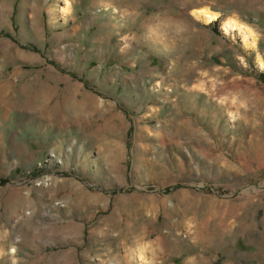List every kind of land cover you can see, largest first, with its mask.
Returning a JSON list of instances; mask_svg holds the SVG:
<instances>
[{"label":"rangeland","instance_id":"rangeland-1","mask_svg":"<svg viewBox=\"0 0 264 264\" xmlns=\"http://www.w3.org/2000/svg\"><path fill=\"white\" fill-rule=\"evenodd\" d=\"M262 73L264 0H0V264H264Z\"/></svg>","mask_w":264,"mask_h":264},{"label":"bare ground","instance_id":"bare-ground-1","mask_svg":"<svg viewBox=\"0 0 264 264\" xmlns=\"http://www.w3.org/2000/svg\"><path fill=\"white\" fill-rule=\"evenodd\" d=\"M194 14L197 17L202 18L206 22H211L217 19L219 16L218 12L211 10L209 7H201L199 9H196L194 10ZM223 26L227 31H232V30L239 31L242 34L244 40L249 45H253L256 43V36L253 30L249 26L237 20L236 18L233 17L227 18L223 22ZM44 182L46 185L51 184L49 180Z\"/></svg>","mask_w":264,"mask_h":264},{"label":"trees","instance_id":"trees-1","mask_svg":"<svg viewBox=\"0 0 264 264\" xmlns=\"http://www.w3.org/2000/svg\"><path fill=\"white\" fill-rule=\"evenodd\" d=\"M215 30H217L216 27H215ZM261 78L264 80V73L261 74Z\"/></svg>","mask_w":264,"mask_h":264}]
</instances>
